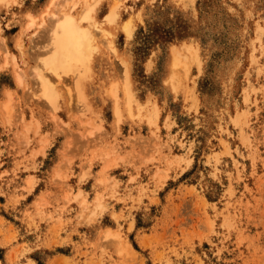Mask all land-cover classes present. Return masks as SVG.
<instances>
[{"label":"rangeland","instance_id":"1","mask_svg":"<svg viewBox=\"0 0 264 264\" xmlns=\"http://www.w3.org/2000/svg\"><path fill=\"white\" fill-rule=\"evenodd\" d=\"M64 1L0 0V264H264V0Z\"/></svg>","mask_w":264,"mask_h":264},{"label":"bare ground","instance_id":"2","mask_svg":"<svg viewBox=\"0 0 264 264\" xmlns=\"http://www.w3.org/2000/svg\"><path fill=\"white\" fill-rule=\"evenodd\" d=\"M67 1L68 0H65L64 2H67ZM52 2H54V1H52ZM77 2H78V0H77ZM72 3H71V6H73V7L75 6V4H77L76 1H73V0H72ZM70 8H72V7H70ZM93 8L92 7L86 8L85 12L80 13L82 15V16L80 15L81 18H77L71 11H66V12L64 11V13L62 12V15H60V16H58L55 12H53V14H51L52 15L51 20H54V22H55L54 27H53V32H52L53 33V37H52L53 38V49H52L51 53L43 59L42 64H44V67L47 70H50V73L51 72H54V74L56 73L58 75V78H61L60 77L61 75H66V76L68 75L69 76L72 73H75L78 71H81V75H82V73L84 74L85 71L88 70V63H89L91 55L93 54L97 45L94 43V40H95L94 35L95 34H94L92 28L90 27V25H84L82 23V21L83 20L88 21V22L92 21V19H93L92 10H93ZM110 18L112 20L115 18V14L113 12L110 14ZM33 24H34V20H30L28 23V27H30V26L33 27L32 26ZM94 26L96 27V24ZM94 29H96V28H94ZM131 29L132 28L130 27V25L129 24L127 25V23H126L125 30H127V32L129 33L131 31ZM102 30L104 31L103 28H102ZM99 31H100V29H99ZM19 45H21V44H19ZM194 51H195V49H194ZM9 53L10 52L7 51V54H9ZM177 54H178V56H177ZM179 56H180V53H178V51H177L176 57H179ZM179 59L176 58L174 60L175 61L178 60L177 62H179ZM14 61H16V60H14ZM172 63H174V61ZM34 66H36V65H34ZM38 70H40V71H38ZM83 70H84V72H83ZM37 72H38L37 74L40 75V78H42V81L44 82L43 86H44L45 95L48 97H54L55 93H56L55 92L56 87L54 86L55 84L51 80H49L48 78L44 77L43 72L41 71V67H40V69H37ZM173 73L174 72H172V74ZM19 74H23V73H19ZM17 75H18V73H17ZM173 76H172V78H174ZM22 78H23V76L18 75V80L20 82L22 81ZM82 82H83V80H82ZM81 84L82 83H81V79H80L78 85L82 89ZM6 106H8V105H6Z\"/></svg>","mask_w":264,"mask_h":264}]
</instances>
